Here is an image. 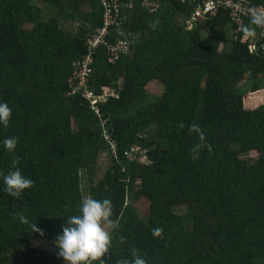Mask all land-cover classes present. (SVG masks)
Here are the masks:
<instances>
[{
  "label": "trees",
  "instance_id": "trees-1",
  "mask_svg": "<svg viewBox=\"0 0 264 264\" xmlns=\"http://www.w3.org/2000/svg\"><path fill=\"white\" fill-rule=\"evenodd\" d=\"M121 1L124 19L105 39L130 49L110 61L105 43H86L103 25L98 0H0V102L12 110L0 126V264H65L31 245L54 242L79 214L81 171L89 197L109 199L119 220L108 226L103 264L131 260L133 250L146 264H264V22L244 17L238 29L220 9L186 28L196 2L154 0L149 11ZM151 81L163 86L157 96ZM7 137L17 138L14 151ZM133 144L144 156H124ZM16 157L33 181L19 199L2 180Z\"/></svg>",
  "mask_w": 264,
  "mask_h": 264
},
{
  "label": "clouds",
  "instance_id": "clouds-1",
  "mask_svg": "<svg viewBox=\"0 0 264 264\" xmlns=\"http://www.w3.org/2000/svg\"><path fill=\"white\" fill-rule=\"evenodd\" d=\"M110 28L107 35H109ZM11 114L12 110L8 104L0 102V126H8ZM201 139H203L202 136ZM2 144L7 151H14L17 138L7 137L2 141ZM18 164L19 157H16L12 161V169L2 176L3 190L17 199L21 197L25 189L30 188L33 184L30 178L21 173L17 167ZM112 214V203L107 198L98 200L86 197L81 201L79 214L67 216L54 241L58 248L57 255L63 258L65 264H94L96 261L103 264L101 258L108 252L112 239V233L105 229V224L112 230L119 228V220H112ZM20 219L27 223L23 216ZM31 227L32 231H41L35 223ZM161 231L159 228L154 229L153 234L159 235ZM123 239L120 237L121 242ZM132 256L131 260L121 259L117 264H146L145 259L138 255L137 250H133Z\"/></svg>",
  "mask_w": 264,
  "mask_h": 264
},
{
  "label": "built area",
  "instance_id": "built-area-1",
  "mask_svg": "<svg viewBox=\"0 0 264 264\" xmlns=\"http://www.w3.org/2000/svg\"><path fill=\"white\" fill-rule=\"evenodd\" d=\"M103 8V25L96 30V35L88 38L86 43L90 46H97L103 42L106 44L108 49V60L115 61L117 56L121 53H127L130 49V43L127 40H118L116 42L108 43L105 36L108 34V30L113 24H121L123 15L121 14V0H98ZM177 2H196L195 9L185 20V27L192 28L199 22L204 21L209 16H214L220 9L225 10L229 13L231 21L238 25V29L241 28L244 17H250L252 19L261 20L264 22V5L250 6L245 0H175ZM141 5L147 8L149 11H154L158 7V3L154 0H141ZM131 7V4L128 5ZM261 35L264 36V33ZM256 45L250 46V51H254ZM261 50L264 53V44L261 45ZM91 52V50L89 51ZM91 54L87 53L84 59V64L91 62ZM87 98L92 99L91 94L86 93ZM96 99H92L91 106L92 110L96 115L99 114L98 107L95 106ZM102 136L106 144L110 147L112 156L116 158L117 155V143L112 135V132L106 128H102ZM124 156L134 157L136 154L144 156L145 151L137 145H131L128 149L123 152Z\"/></svg>",
  "mask_w": 264,
  "mask_h": 264
},
{
  "label": "rangeland",
  "instance_id": "rangeland-1",
  "mask_svg": "<svg viewBox=\"0 0 264 264\" xmlns=\"http://www.w3.org/2000/svg\"><path fill=\"white\" fill-rule=\"evenodd\" d=\"M83 7H86L85 5ZM44 9V8H43ZM51 13V10L49 8H45L43 10V17L44 18H49V14ZM147 91L149 93V95L151 96H157L159 95L162 91H163V86L161 84H159L158 82L155 81H151L150 83H148V85L146 86ZM137 145V144H135ZM139 146V145H137ZM109 154H107L105 152V154H101L99 155V158L97 160V168H96V172H95V178L98 179L101 174L107 169L110 158H109ZM87 172L86 171H81V191H82V196L83 199L86 197H89L88 194V182H87ZM146 206H147V202L144 199H141L138 203H137V208L138 211L141 214H145L147 212L146 210ZM105 229L108 230V225L105 224ZM32 247H35L36 249H39L41 251H47L53 254H57L58 253V248L55 245L54 242L49 241V240H45V239H35L32 242Z\"/></svg>",
  "mask_w": 264,
  "mask_h": 264
},
{
  "label": "crops",
  "instance_id": "crops-1",
  "mask_svg": "<svg viewBox=\"0 0 264 264\" xmlns=\"http://www.w3.org/2000/svg\"><path fill=\"white\" fill-rule=\"evenodd\" d=\"M211 17V16H210ZM208 18V17H207ZM254 40H256V38L254 39ZM150 83V82H149Z\"/></svg>",
  "mask_w": 264,
  "mask_h": 264
}]
</instances>
